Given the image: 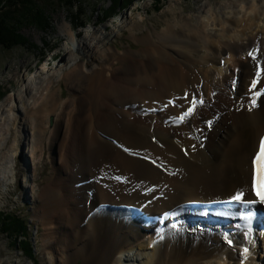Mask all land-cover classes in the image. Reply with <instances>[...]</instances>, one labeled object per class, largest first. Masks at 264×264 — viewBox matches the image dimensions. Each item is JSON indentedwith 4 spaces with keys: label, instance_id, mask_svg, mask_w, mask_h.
I'll list each match as a JSON object with an SVG mask.
<instances>
[{
    "label": "bare ground",
    "instance_id": "bare-ground-1",
    "mask_svg": "<svg viewBox=\"0 0 264 264\" xmlns=\"http://www.w3.org/2000/svg\"><path fill=\"white\" fill-rule=\"evenodd\" d=\"M223 7L234 14L220 16L219 10L218 17L217 9L207 10L208 17L195 26L179 13L172 24L141 38L134 35L140 24L128 22L130 38L140 46L137 50L106 48L105 36L93 33L88 43L77 45L81 61L72 62V66L71 60L65 62L63 67L72 68L62 74L68 86L89 84L86 98L70 99L56 108L60 102L57 92L51 91L53 80L44 87L43 83H31L34 78L27 81L34 96L44 91L39 107L24 112L28 117L24 124L32 138L30 152L33 156L37 151L42 154L43 139L48 135L47 147L54 150L55 159L54 153L58 154V162L62 159V175L67 176L66 181H60L57 171L56 182H62V188L48 185L40 197L42 210L33 211L37 220L42 216L48 217L47 223L51 218L58 221L54 228H43L42 245L50 256L49 264H71L77 259L82 264H245L246 260L243 263L244 259L232 252L228 255L233 261L227 262L226 252L230 248L250 251L254 244L264 246L263 232L239 233L233 209L218 205L232 200L237 192L243 193L242 201L252 200L253 160L264 134V77H259L264 67V41L260 39L264 34V0H235ZM120 22L121 26L125 23ZM63 32L75 47L70 27ZM157 43L174 50L177 57L156 48ZM69 54L74 53L70 50ZM120 54L127 58L120 59L126 68L106 70ZM231 57L238 59L234 77L228 74ZM134 59L141 65H128ZM105 72L112 75L111 80H104ZM115 74L120 75L116 80ZM139 84L143 89L135 92ZM211 84H225L221 94L234 87L235 94L221 97L216 107L203 115L209 120L216 114L221 118L209 122L208 130L203 129L205 139L194 143L189 135L199 130L201 122L191 119L187 123L190 116L180 122L178 118L187 110L182 100L200 95V90ZM81 90L74 91L86 96ZM211 91L208 89L201 101L209 99ZM94 93L102 103L92 98ZM197 105L203 106L198 101ZM13 107L8 111L16 109ZM46 113L56 116L50 132ZM67 204L74 207L64 214L61 208ZM258 207L264 212V203ZM57 211L59 216L55 217ZM168 213L174 217L167 218L161 228V217ZM212 218L219 221L213 223ZM229 228L234 232L226 233ZM133 250L139 253L130 256ZM247 264L255 263L250 260Z\"/></svg>",
    "mask_w": 264,
    "mask_h": 264
},
{
    "label": "rangeland",
    "instance_id": "rangeland-1",
    "mask_svg": "<svg viewBox=\"0 0 264 264\" xmlns=\"http://www.w3.org/2000/svg\"><path fill=\"white\" fill-rule=\"evenodd\" d=\"M30 1L35 6L36 13H34V16L37 18L35 20H26V16L18 13L15 15L16 17L12 18V21L11 18L8 19V21H10L9 25L13 26L14 31L11 33L12 36L7 42H18L19 44L12 48L9 47L8 49L0 45V110H4L5 108L3 112L2 110L0 111V158L3 157L0 160V213L15 214L26 219L29 229L28 238L33 247L34 258L32 259L25 256L21 250V246L18 245V239L14 242V237L5 235L0 229V264H49L50 256L44 253L42 245L44 236L43 228H54L58 221L57 218H51V222L47 223L48 217L42 219V216L39 217L40 220H37V218H34L33 211L39 210L40 212L42 210L43 207L40 197L42 196V190L45 191L48 185H51L53 189L62 188V182L60 184L56 182L57 177L59 178V175H56L57 171L61 173L59 178L60 181H66L65 178L67 177L66 175H62L64 172L62 170V159H60L59 163L58 154L54 153L56 155L55 159L53 155L54 150L50 151L47 147L48 135L44 136L45 138L43 139L44 151L42 154L37 151L33 156V152H30L33 150L31 143L32 138L29 134L30 129L24 124V120H28L24 112L26 109L33 108L34 106L35 108L39 107L40 102L38 99L44 91L34 96L33 94L35 92L31 91V93H29L31 86L27 84V81L34 78L31 83L36 85L43 83L42 86L44 87L50 79L53 80L51 91L57 92V101L60 102L55 105L56 108L60 107L62 103L68 102L70 99L78 100L86 98L88 96L87 89H89V84L84 82L82 84H77L74 82L72 85L68 86L62 74L70 71L72 62L81 61V59H78L79 56L77 54L79 51L77 50V45L82 46L88 43V38L93 33L96 35L99 33L98 36L101 34V37L105 36L106 39L103 43L106 48L114 47L121 52L126 50H137L140 46L135 45L130 38V32L127 28L128 22H138L140 24V30L135 31L134 35L135 38H141L147 35V33H151L153 30L158 32L161 31L166 23L172 24L175 20L174 17L179 16V13H181V17L191 19V22L195 26L200 20L204 19L206 15L208 17L207 10L213 11L217 9L215 14L218 17L219 15L223 16L224 13L225 15H233L234 13H229L230 10L224 9L223 6L225 3L235 0H121L118 8H116L117 0H82L83 4L79 8L82 14L79 19L75 11L65 8L58 0ZM110 9L112 12L109 11ZM174 10L176 15L174 14ZM219 10L222 14L218 13ZM109 12L112 16L107 18L104 17V15ZM7 17L8 16H6V18ZM1 18V20H3L4 17L1 16ZM121 19L125 21L122 26V22H120ZM66 26L70 27V30L75 35V47L72 45L69 37L63 32ZM259 27L263 28L262 23H259ZM215 29H217V25ZM254 30H257L256 27H254ZM214 31H216L215 33L217 34V30ZM245 34L248 35L249 31H246ZM260 39L264 41V34L260 35ZM217 41L218 37H215V42ZM21 43L22 45H20ZM179 44L180 43H176L175 45ZM157 45L158 43L156 44V48L169 54L171 58L174 59L177 57V53L171 48ZM190 46L183 45V47ZM192 49H194L193 46L190 50ZM70 50L73 51V55L69 54ZM229 53L237 55V53L233 51ZM192 57L194 59L197 58L194 54H192ZM121 58L127 60V58L121 57L120 54L109 63L106 70L109 69L112 71L111 69L115 66L123 69L126 68L125 64H121ZM230 59L231 68L228 74L234 77L237 70L238 59L235 57H231ZM68 60H71L70 66L67 68L63 67ZM132 63L141 65L136 59H134L133 62H129L128 65ZM171 66L173 67L172 64H167V67ZM92 67L93 65H89V68ZM107 74L108 72H105L104 80H111L112 78L110 77L112 75L106 76ZM119 76L120 75L115 74L113 75V79L116 80ZM259 77H264V67ZM262 81L261 88H264V82ZM77 86L79 87L77 88ZM143 86L142 84L136 85L135 92L142 90ZM70 87L72 89H70ZM27 88L28 91L25 93ZM233 88L234 87L230 88L227 93L221 94L219 90L223 91L225 89V84L217 86L211 84L208 88L212 90L209 99L201 101V99L205 98V92L208 90L205 87L200 90V95L194 96L196 101L203 104L202 107L201 105H196L194 112L187 119V123L191 119H199L201 122L199 130L189 135L194 143L198 138L205 139L203 136V129L208 130L209 122L221 118L219 114H216L217 117L215 119L214 117L216 115H214L212 120H209L207 117L204 118L203 115L215 108L218 100L222 99L221 97L225 95L233 96L235 94V89ZM77 89H83L81 92L83 91L87 93V95H78L79 91H74ZM95 94L96 96H92V98L97 99L96 101L98 104L102 103V98L98 97V93H94V95ZM32 95L34 97L29 100ZM28 100L29 103H26ZM168 101L169 100L166 102ZM191 102L192 99L182 100L184 109H188L191 106ZM156 106L161 108L163 105L156 104ZM9 107H13L14 109L16 107V109L8 111ZM221 108H223V106H221ZM96 112H98V108H96ZM46 115L45 117H47L48 120L46 127L48 130L50 128V132L56 116L48 115L47 113ZM153 123L156 124V120L153 121ZM165 125L166 122L164 121L162 126ZM60 142H62V140ZM66 164L70 167L71 158H67ZM34 166H36V171H34ZM99 179L102 181L103 177L101 176ZM155 188L156 187L153 189ZM73 207V205L67 204L61 208V212L68 214ZM58 216L59 213L57 211L55 217ZM192 226H194V224ZM256 244H258V239L256 240ZM136 251L137 250L131 251L130 254L133 255L130 256H135V254L139 253ZM250 251H248L249 254L246 255L245 253L242 254V252L230 248L225 254L226 260L227 262L233 261L228 255V252H232L237 253L239 260L244 259L243 263L246 260L245 264L250 260L255 264H264L263 245H261L260 248V245L255 246L254 244L251 246ZM58 254L60 255V253ZM59 255L57 256L54 254V257H59ZM71 264H82V261L77 259ZM193 264L198 263L195 262Z\"/></svg>",
    "mask_w": 264,
    "mask_h": 264
},
{
    "label": "trees",
    "instance_id": "trees-1",
    "mask_svg": "<svg viewBox=\"0 0 264 264\" xmlns=\"http://www.w3.org/2000/svg\"><path fill=\"white\" fill-rule=\"evenodd\" d=\"M58 1L62 5H64L65 8H69L70 10L75 11L77 13L78 19L81 18L82 13L81 11H79V8L83 4L82 0ZM120 3L121 0H117L116 8H118ZM34 9L35 6L31 3L30 0H0V45H2L3 48L8 49L9 47L12 48L13 46L19 44L18 42H7L12 36L11 33H13L14 31L13 26L9 25L10 21H8V19L11 18L12 21V18L16 17V14L21 13L23 16H26V20H35L37 17L34 16V13H36V9ZM109 11L112 12L111 9ZM1 16L4 17L3 20H1ZM6 16L8 17L6 18ZM109 16H112L110 12L104 15V17L106 18ZM20 45H22V43ZM0 229L5 235L14 237V242L18 239V245L21 246V250L25 256L32 259L34 258L33 247L28 238L29 229L26 219L15 214L0 213Z\"/></svg>",
    "mask_w": 264,
    "mask_h": 264
},
{
    "label": "snow or ice",
    "instance_id": "snow-or-ice-1",
    "mask_svg": "<svg viewBox=\"0 0 264 264\" xmlns=\"http://www.w3.org/2000/svg\"><path fill=\"white\" fill-rule=\"evenodd\" d=\"M248 55L253 59L256 60V56L252 53L249 52ZM256 84V80H253V87ZM261 92H264V89L261 90ZM256 95H260V93H256ZM171 103V101H170ZM197 105V101L195 99V97L192 98V102H191V106L185 110L184 112L181 113V116L178 118L180 120V122H183L188 116L192 115L195 106ZM253 106H255V102L253 101ZM261 148L264 149V137L261 138ZM243 193L242 192H237L233 197L232 200L240 202L241 197H242ZM261 200L264 201V197H261ZM226 242L229 243V246H231V241L227 240L226 238ZM248 249H243L242 254L247 253Z\"/></svg>",
    "mask_w": 264,
    "mask_h": 264
}]
</instances>
